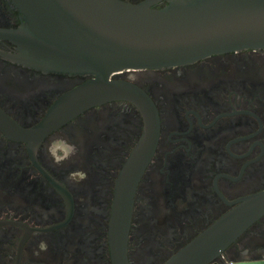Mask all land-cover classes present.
<instances>
[{
    "label": "flooded vegetation",
    "instance_id": "1",
    "mask_svg": "<svg viewBox=\"0 0 264 264\" xmlns=\"http://www.w3.org/2000/svg\"><path fill=\"white\" fill-rule=\"evenodd\" d=\"M22 23L14 2L0 0V31ZM19 51L0 33V109L30 128L90 76L24 63ZM113 78L141 88L158 120L133 197L127 262L164 264L242 198L264 190V49L128 69ZM145 121L134 101L117 98L37 143L0 129V264H115L109 226L116 182ZM55 137L76 151L65 156ZM205 264H264V214Z\"/></svg>",
    "mask_w": 264,
    "mask_h": 264
},
{
    "label": "water",
    "instance_id": "2",
    "mask_svg": "<svg viewBox=\"0 0 264 264\" xmlns=\"http://www.w3.org/2000/svg\"><path fill=\"white\" fill-rule=\"evenodd\" d=\"M12 1L23 13L24 23L0 33L18 44L17 57L22 62L90 77L64 92L30 128L18 125L0 109V129L6 135L37 143L87 108L117 98L134 101L145 117L144 132L116 182L109 226L114 262L128 264L133 197L156 145L158 120L141 88L113 76L225 51L264 49V0ZM263 214L264 190L242 198L164 264L213 260Z\"/></svg>",
    "mask_w": 264,
    "mask_h": 264
},
{
    "label": "clouds",
    "instance_id": "3",
    "mask_svg": "<svg viewBox=\"0 0 264 264\" xmlns=\"http://www.w3.org/2000/svg\"><path fill=\"white\" fill-rule=\"evenodd\" d=\"M52 144H63L67 147L68 151L65 153V156L70 155L76 151V145L70 143L69 141L65 140L63 137H55L52 141ZM52 144L48 147V152L52 155H55L53 152ZM57 162H59V157L56 158Z\"/></svg>",
    "mask_w": 264,
    "mask_h": 264
}]
</instances>
